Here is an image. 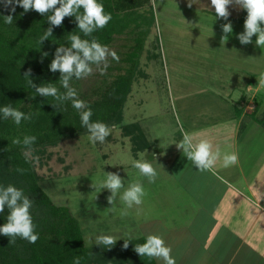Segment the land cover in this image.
I'll return each instance as SVG.
<instances>
[{
    "label": "rangeland",
    "instance_id": "374dc122",
    "mask_svg": "<svg viewBox=\"0 0 264 264\" xmlns=\"http://www.w3.org/2000/svg\"><path fill=\"white\" fill-rule=\"evenodd\" d=\"M187 1L151 0L156 20L140 58L143 74L140 72L134 80L124 109V123H140L152 147L136 152L131 137L124 135L121 127L113 126L104 143L93 145L87 133L48 146L38 155L28 154L35 159L37 171L52 199L69 206L79 217L88 244H96V237L100 235L123 239L126 230L153 218V228L158 226V232H164L166 229L160 226L167 223V202H171L167 200V175L175 173L179 179L181 174L192 172L187 170V156L176 144L188 132L197 139H209L214 150L220 149L223 158L234 142V136L226 130L232 107L228 95L239 97L243 88L252 97L254 89L248 87L247 80L252 78L258 83L264 76V48L256 45V36L252 43L243 45L236 28L233 37L242 47L234 41L222 44L221 37L211 35L217 23L211 0H203V6L201 0H194L191 7L184 3ZM167 7L179 8L185 16L182 20H173L167 16ZM155 39L159 42L157 48ZM130 43L123 35L109 46L118 54L119 61L109 56L104 74L115 73L114 67L123 64L121 59ZM93 68V74L82 80L84 92L92 91L104 77L95 65ZM249 107L253 108L254 103ZM258 155L259 152H251L245 159L254 164L253 158ZM251 156L254 157L250 159ZM142 158L156 167L155 183H149L133 166L134 161ZM109 172L118 173L125 188L135 181L143 184L147 194L139 211L133 207L127 210V215H121L126 207L120 200L124 189L117 194L114 205L109 204L110 191L100 187ZM112 207L114 210H108ZM173 251L171 255L175 259L177 254Z\"/></svg>",
    "mask_w": 264,
    "mask_h": 264
},
{
    "label": "trees",
    "instance_id": "16d2710c",
    "mask_svg": "<svg viewBox=\"0 0 264 264\" xmlns=\"http://www.w3.org/2000/svg\"><path fill=\"white\" fill-rule=\"evenodd\" d=\"M104 5L112 19L108 25L92 34L99 43L108 47L118 36H127L131 42L125 52L122 65L114 67L115 73L104 74L103 79L91 90H81L83 79L73 78L70 82L80 99L92 109V121H101L110 127H121L124 135L131 137L133 149L138 152L152 147L140 123H124V109L136 77L142 73L140 58L155 24V13L151 0H98ZM83 12V9L80 10ZM13 15V22L7 24L4 17ZM48 13L41 15L35 10L27 13L16 6L15 13L5 8L0 0V107L11 104L24 113H33L30 121L16 125L11 119L4 120L0 113V187L13 185L22 189L32 201L30 209L35 231L39 239L35 243L17 237L11 238L0 233V264H74L79 257L80 264H157L154 258L140 256L134 251L136 244H143L146 238L118 240L111 249L102 245L88 244L79 217L67 205L57 204L43 183L37 171L35 159L25 155L26 147L13 144L14 139L23 141L25 136L35 135L37 141L31 146L34 155L43 153L48 146H56L65 139L89 133L82 127L80 114L66 101L58 108L52 97L36 95L24 78L28 69L30 79L39 87L45 83L60 85L61 73H53L50 64L60 46L69 47V35L74 33L84 37L78 29L75 17H65L61 26L53 27V36L39 42L45 30L52 27ZM247 11H243V20ZM155 48L159 46L155 39ZM43 53H48L44 56ZM143 74V73H142ZM145 74V73H144ZM254 107L245 112L241 119L243 132L250 122H256L264 129V99L255 96ZM240 111V109H239ZM135 152V153H136ZM17 169H23L18 171ZM9 209L0 213V227L7 222Z\"/></svg>",
    "mask_w": 264,
    "mask_h": 264
},
{
    "label": "clouds",
    "instance_id": "9594fccd",
    "mask_svg": "<svg viewBox=\"0 0 264 264\" xmlns=\"http://www.w3.org/2000/svg\"><path fill=\"white\" fill-rule=\"evenodd\" d=\"M5 8L11 9L15 13L16 6H20L27 13L35 10L42 16L48 13V21L52 27L45 30L44 35L40 37V43L53 36V27L61 26L65 17H75L78 22V29L84 37H92V34L99 29L105 28L111 21V13H106L104 5L98 0H3ZM194 0H189V7ZM237 5L247 11V17L244 23V32L238 35L241 44L247 45L252 43L253 36H256V45L264 48V0H211V6L214 7L216 17L228 20L230 16L229 6ZM83 9L81 13L80 10ZM4 22L11 24L13 15L4 17ZM222 31L225 34L222 37V44L227 40L228 35L232 33L233 26L231 23L222 25ZM70 46H60L55 52V58L50 64V70L55 73H61L59 83L65 89L61 92L55 83H45L37 87L33 80L30 79L32 70L28 69L24 73V78L28 85L35 89L36 95L42 97H52L56 103L53 107L58 108L66 101H71V105L80 114L82 127H85L90 133L88 139L95 145L97 142L104 143L106 138L111 134L112 127L101 122L92 121L93 111L87 103L80 99L77 90L71 86L73 78L80 80L93 74L96 66L104 74L108 65V57L119 61L118 54L109 49L107 45H102L95 37L91 40L82 38L78 34L69 35ZM47 56L48 53H43ZM104 65L101 68V65ZM259 86H264V77L259 80ZM0 113L4 120L11 119L16 125L22 121H30L33 113H24L14 108L11 104L0 107ZM37 137L35 135L25 136L23 141L19 138L12 141L13 144L26 147L27 156L31 152V146L35 144ZM187 158L200 170L206 171L213 169L221 159V152L218 147L214 150V145L209 139H197L194 134L184 132L182 140L176 144ZM238 154L235 152L223 154V167L227 168L238 163ZM133 166L139 170L140 174L147 177L149 183H155L158 172L156 167L145 160L140 159L133 162ZM163 167V165H161ZM23 171V169H17ZM94 187V185H93ZM101 189H108L111 193L107 197L109 204L114 205L117 194L124 189L120 200L126 206L121 211V215H127V210L143 204L146 191L141 182L135 181L129 183L125 188V182L118 173L109 172L106 178L101 182ZM33 201L25 195L22 189L13 185L0 187V213H3L5 207L9 209L7 222L0 227V233L10 237L11 243L15 242L17 237L27 240L29 243H35L39 239V234L35 231L36 225L30 209ZM108 210H114L110 208ZM123 247L128 248L129 242L124 240ZM117 239L112 235H100L96 237V244L111 249L115 246ZM134 251L141 257L157 258L163 260L164 264H176L171 255L172 249L166 245L165 240L159 235H149L143 244H136ZM74 264H80V258L74 259Z\"/></svg>",
    "mask_w": 264,
    "mask_h": 264
},
{
    "label": "crops",
    "instance_id": "0c3cea01",
    "mask_svg": "<svg viewBox=\"0 0 264 264\" xmlns=\"http://www.w3.org/2000/svg\"><path fill=\"white\" fill-rule=\"evenodd\" d=\"M184 3L189 4V0ZM243 11L237 5L229 6L228 20L217 18L214 12L217 23L211 35L222 39V25L226 23L232 24L233 33L236 28L244 32ZM180 13L179 8L167 7V16L173 20H182L184 14ZM233 33L227 34L226 41L241 46ZM247 82L254 89L252 97L250 90L246 93L243 88L239 97L228 95L232 107L226 130L234 136L228 153H237L238 163L225 168L221 158L213 169L200 171L196 166L191 168L188 159L187 170L193 173H183L179 179L175 173L167 175V200L171 202H167V223L160 226L166 230L158 232V226L153 228V218L126 230V237L119 240L159 235L177 254L176 264H264V129L250 122L245 131H240L242 116L251 111L249 105L255 96L264 99V86L252 78ZM251 152H259L250 157H254V164L245 159ZM170 164L173 165L172 160ZM154 259L157 264H164L163 260Z\"/></svg>",
    "mask_w": 264,
    "mask_h": 264
}]
</instances>
